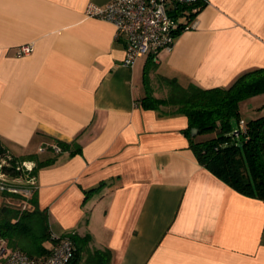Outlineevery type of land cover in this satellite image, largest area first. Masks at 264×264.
Listing matches in <instances>:
<instances>
[{
  "label": "crops",
  "instance_id": "crops-1",
  "mask_svg": "<svg viewBox=\"0 0 264 264\" xmlns=\"http://www.w3.org/2000/svg\"><path fill=\"white\" fill-rule=\"evenodd\" d=\"M107 1L0 0V139L16 155L81 147L37 171L51 235L75 234L76 264H103L97 249L108 264H264V200L198 163L185 115L140 101L147 61L155 96L159 75L211 88L264 67V0H207L170 51L132 67L115 26L85 14Z\"/></svg>",
  "mask_w": 264,
  "mask_h": 264
},
{
  "label": "trees",
  "instance_id": "trees-1",
  "mask_svg": "<svg viewBox=\"0 0 264 264\" xmlns=\"http://www.w3.org/2000/svg\"><path fill=\"white\" fill-rule=\"evenodd\" d=\"M205 4L206 1L199 0L185 5L183 9L188 12H184V15L188 21ZM150 63L147 61L143 69L145 94L140 99L142 106L165 115H185L188 124L184 132L198 163L236 191L264 200V115L245 120L246 131L239 139L233 137L242 119L241 101L264 92V67L242 73L228 86L211 88H203L194 83L182 86L175 78L159 75L158 84L166 90L164 96H155L149 81V72L154 67ZM193 128L197 130L195 134L191 132ZM203 132H214L215 136L197 140L196 135ZM51 142L44 144L47 150L44 156L38 153L16 155L0 139V171L9 179L35 180L38 169L53 164L59 152L67 150L69 155L81 152L75 140L66 142L51 138ZM52 144H57L60 151L55 152ZM25 161L34 163L30 170L23 165ZM29 188V195L0 192V236L7 239L10 247L39 259L51 251L52 247H47L45 242L56 240L51 235L47 213L37 206L36 183L29 184ZM66 235L74 243L70 264H76V236L71 233ZM109 255L107 250L97 249L93 253V256L105 260L103 264H108Z\"/></svg>",
  "mask_w": 264,
  "mask_h": 264
},
{
  "label": "built area",
  "instance_id": "built-area-1",
  "mask_svg": "<svg viewBox=\"0 0 264 264\" xmlns=\"http://www.w3.org/2000/svg\"><path fill=\"white\" fill-rule=\"evenodd\" d=\"M199 0H108L105 4L89 2L85 7V14L111 22L115 26L116 38L124 44L123 64L132 67L139 58L149 57L152 61L158 60L160 51H170L177 34L190 28L193 23H183L180 20L184 15L183 7ZM206 1L207 0H203ZM31 45L20 46L17 54L30 52ZM246 131L245 120L240 119L238 129L233 132L234 139H239ZM55 152L60 151L57 144L51 145ZM45 146L39 148L43 151ZM27 169L32 166L23 162ZM0 171V192H25L30 194V188L20 189L11 183ZM34 184V178H31ZM21 191V192H20ZM56 242L51 251L43 258H33L26 252L12 248L7 239L0 236V264H70L74 254V243L70 236L53 235Z\"/></svg>",
  "mask_w": 264,
  "mask_h": 264
},
{
  "label": "rangeland",
  "instance_id": "rangeland-1",
  "mask_svg": "<svg viewBox=\"0 0 264 264\" xmlns=\"http://www.w3.org/2000/svg\"><path fill=\"white\" fill-rule=\"evenodd\" d=\"M252 97L253 98L251 97L247 98L248 100H250L251 105L249 106L244 105V102L245 103L248 102V101L246 102L247 99L242 100L240 103V106L242 108L241 115L244 118V120H250L252 118H256V117L264 115V92L257 94L255 96H252ZM213 136H215L214 132H203V133L196 135V139L206 140ZM11 183L15 184L22 190V189L29 188V184H31V181H26V179L19 178V179L12 180ZM22 193L24 194L25 192H23L22 190Z\"/></svg>",
  "mask_w": 264,
  "mask_h": 264
},
{
  "label": "water",
  "instance_id": "water-1",
  "mask_svg": "<svg viewBox=\"0 0 264 264\" xmlns=\"http://www.w3.org/2000/svg\"><path fill=\"white\" fill-rule=\"evenodd\" d=\"M196 131H197V130H196L195 128H193V129L191 130L192 134H195Z\"/></svg>",
  "mask_w": 264,
  "mask_h": 264
}]
</instances>
